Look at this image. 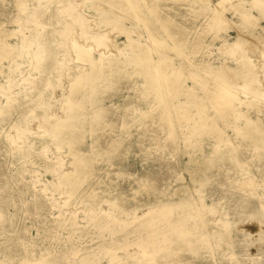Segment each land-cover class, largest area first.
I'll list each match as a JSON object with an SVG mask.
<instances>
[{"label":"rangeland","instance_id":"rangeland-1","mask_svg":"<svg viewBox=\"0 0 264 264\" xmlns=\"http://www.w3.org/2000/svg\"><path fill=\"white\" fill-rule=\"evenodd\" d=\"M101 1L0 0V264H264L256 237L264 225L255 231V218L240 221L231 209L247 198L235 186L244 176L264 201V0H126L119 17L105 2L97 9ZM150 3L175 22L178 41L150 16ZM213 7L226 30L209 17ZM140 44L151 85L128 59ZM120 73L127 78L117 87ZM163 74L204 106H190L184 122L170 117V127L165 105L189 96L165 94ZM219 83L240 96L236 113L222 119L208 98ZM204 113L219 131L201 127ZM66 117L78 153L56 137ZM224 221L236 258L213 238ZM182 223L193 243L178 235Z\"/></svg>","mask_w":264,"mask_h":264},{"label":"bare ground","instance_id":"bare-ground-1","mask_svg":"<svg viewBox=\"0 0 264 264\" xmlns=\"http://www.w3.org/2000/svg\"><path fill=\"white\" fill-rule=\"evenodd\" d=\"M122 1L123 0H102L100 2L101 4H99L96 8L97 9H99V8L101 9L103 7L102 4H104L102 2H105V4L107 3L106 5H109L110 9L112 10L111 12H114V14H116L119 17L118 14H119L120 10H123V11L127 12V10H125V8H126L125 4L127 2H126V0H124L125 3H123ZM149 1L152 2L154 0H149ZM255 2H257V1L256 0H252V4H255ZM258 2H260V1H258ZM68 3H67L68 9H64V10H69V13L74 12V10H75L74 7L72 8V4L68 5ZM123 7H125V8L123 9ZM232 7L234 8V10H238L239 9V2L234 4ZM215 8L212 9L211 15L209 17H211L212 20L216 21L217 25L220 26V28H223L224 30H226V25L222 24L223 21L222 22L220 21V12H219V10L215 9ZM148 9H149L150 16H154L158 20V24H159L160 28L164 29L168 33H171L173 35L174 39L176 41H178L176 36L177 35L180 36L181 34L176 31V27L173 28L174 27L173 25H176V24H175V22H172V18L170 16H168V15H165L166 17L164 15H161V13L159 12V6L157 7L156 5H154L152 3H150V7ZM103 10H105V9H103ZM77 16H79V14H77ZM133 16H134V14H133ZM83 18L80 17V16L78 18L76 17V19H78V22L80 23V26L82 28H86L85 20ZM241 18H243V16ZM143 20H144L146 25L151 30H153V31L157 30L156 26L153 27L150 24L151 21H150L149 16H145L144 15L143 16ZM179 31H181V30H179ZM93 38H99V37H93ZM149 42H151V41H149ZM195 42L196 43L199 42V44H200L199 38L195 37ZM152 43H153V41H152ZM162 43L163 42H161V44ZM156 45L158 46V43H156ZM229 46L230 45H228L226 43H222L221 46L219 47V49L224 54L232 55L234 53V50H232ZM88 51H89V49H87V48L79 47L78 55L80 57L84 58V59L90 60ZM126 59L127 58H125V60ZM128 59H129V61H131V63H133V65L136 66L137 70H139L138 72L140 73V75L142 77H144V80L146 81V84H150V85L154 84V82L156 81V76L152 73L153 72V67H151L152 65L150 63V56L148 54V49H147V47L145 45L140 44V47H138V51H136L135 53L131 54V60H130V58H128ZM167 60H168V58L165 57L164 55L163 56H159V62L161 63V65L164 68H167V66H168L169 62ZM170 68H172V67L170 66ZM89 75H90V73H85L83 75L78 76L75 80H78V79L80 80L81 78L87 77ZM124 76H125L124 74H123V76H121V73L118 74V76L114 79V85L117 86V87H122L125 84V81H126L125 78H127L126 76L125 77ZM258 77H259V74H258ZM175 84H176V79H171V75L170 74H163L162 75V85L164 86V93L165 94L171 96V98H173L174 95L176 97V96H178L180 94L181 95L184 94V95H188L189 99L184 101V102L183 101L182 102L179 101V102H177L175 104L172 103L171 105H165V107H164L165 113L163 115L164 116L163 117L164 120L162 121V122H164L165 125H167L168 122L171 121L169 119L170 117H171V119L173 118V119L177 120L178 122H180V121L184 122V121L188 120L191 117V115L189 114V107L190 106L196 107L197 111L204 108L203 102L202 101L200 102L198 97L195 94H193L190 91V89L188 90V89L183 88L181 86V84H179L181 86V88H176ZM78 87H79V84L76 81L72 83L71 89H70L71 90V93H70L71 96H73V91L78 89ZM210 89L211 88H209V90ZM212 89L210 91V95H209L208 98L212 102L211 103L212 107L218 112V115H219L218 118L222 119L229 112L236 113V111H237L236 107L238 106L237 104L239 103L237 97L240 98V96L235 95L234 92L232 91V88L230 86H228L227 84L219 83V84H216L214 86V88H212ZM239 95H241V94H239ZM77 106L78 105L75 104L70 98L69 102H68L69 110H74L75 108H77ZM199 121L203 122L201 127L204 128V129L215 130V131H217V130L219 131L220 130L218 128V126H217V122H216L217 119L211 118L210 115H208L207 113H204L199 118ZM99 122H100V120L98 121V123ZM248 123H251V122L247 121L246 124H248ZM170 126L171 125L169 123L168 127H170ZM73 128H74V125H73V122L71 121L70 117H66V118L60 120L56 124V127H55L56 137H57L58 140L67 139L69 141L71 150H73L74 152L78 153L79 134L77 133V129L73 130ZM103 138H104V140H102V141H106V142H108V144H112L114 142V140H112V138L110 136H104V137L101 136V139H103ZM100 143L101 142L99 141L96 144V147H98L99 149L103 147V145H100ZM85 159H86V156H83V160H85ZM86 162H88V160ZM251 181H252V177L251 176H244V177H240V178L237 179L235 186L241 191V193L246 194L247 198L246 199H242L241 202L238 203L235 206L232 205L231 209H232V211L235 214L238 215V217H239L238 220H240V221H244L245 218H248L249 216H252L253 218H255L257 220L256 221L257 224H255V225L252 224V225H253V227H255V229H256L255 231H257V227L259 228V227H261V225H264V201L261 200L258 197V195L254 193V191H253L254 189H250ZM192 207L193 206L190 204V205H188L187 208L191 210ZM209 209L212 211L214 217H218V216H216L217 214H216L215 210L212 207H209ZM191 213H193V212L191 211ZM200 219L201 218L198 216L196 218V221L201 222L202 219H201V221H200ZM246 225H249V224H246ZM229 226H230V224L228 222L224 221L222 229L217 230L213 234V238H214L215 242H219V240H224L226 242V239L228 238V236L230 235V232H231ZM188 227H190L189 224L182 223L180 226L176 227V230H177L178 235L183 237V240L185 242H187V243L192 242L193 243L194 241H196V238L193 239L192 235H188L187 234ZM251 228L252 227H250V229ZM258 230H259V232H258L259 235L256 236V237H258L260 242L263 243V245H262L263 251L260 252V253H263L262 255H264V231H263L262 228H260ZM246 231H247L246 229L245 230H243V229L241 230L240 229V232L242 233L241 235L242 236L245 235ZM252 231H254V230H252ZM226 244L231 246V250H229L227 252V258H236V256L234 254H231L232 250H233V247H235L233 242H231V240H230V242H228V243L226 242ZM255 246H257V245H255ZM259 249H261V248L259 247ZM41 261L42 260L39 261L40 264H41ZM263 263H264V261H263ZM45 264H49V263L46 262ZM232 264H255V261H254V259H252V261L248 262V263H245L243 261V262H237V263H232Z\"/></svg>","mask_w":264,"mask_h":264}]
</instances>
